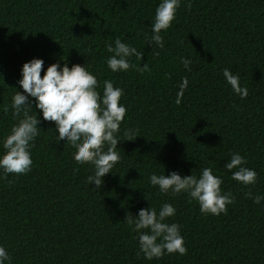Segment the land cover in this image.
I'll return each instance as SVG.
<instances>
[{
    "label": "trees",
    "instance_id": "obj_1",
    "mask_svg": "<svg viewBox=\"0 0 264 264\" xmlns=\"http://www.w3.org/2000/svg\"><path fill=\"white\" fill-rule=\"evenodd\" d=\"M159 3L0 0V142L18 122L12 96L23 93L21 68L34 57L44 61L41 77L53 63L85 65L98 92L105 79L123 90L126 108L115 149L120 159L96 188L87 182L93 166L73 159L76 149L57 140L54 122L33 103L29 114L37 113L40 129L31 171L0 173L5 264H264V200L245 195L264 196V0H181L160 33L163 48L146 41ZM117 38L141 54L129 58L136 67L126 72L107 68L106 47ZM145 64L146 71L137 70ZM225 68L247 88L246 98L226 84ZM184 77L188 87L177 105ZM126 129L135 131L133 140ZM232 153L256 171L255 184L231 179L224 165ZM205 167L221 178V194L234 198L218 216L201 213L186 193L162 194L149 183L153 173L198 177ZM164 203L176 210L166 222L180 225L187 251L147 260L125 219Z\"/></svg>",
    "mask_w": 264,
    "mask_h": 264
},
{
    "label": "clouds",
    "instance_id": "obj_2",
    "mask_svg": "<svg viewBox=\"0 0 264 264\" xmlns=\"http://www.w3.org/2000/svg\"><path fill=\"white\" fill-rule=\"evenodd\" d=\"M180 4L181 0H160L151 25L152 35L146 36L148 43L154 42L159 48L164 47L160 33L170 27ZM106 50L111 54L107 57L106 64L112 72H126L130 67H136L130 64L129 58L133 55L138 58L141 56L135 47L123 43L119 38L115 40L114 46L108 44ZM180 62L185 69L191 71L189 59L181 57ZM43 65V59L34 57L21 68L18 84L23 93L17 91L11 101L12 116L18 122L12 125L9 134L0 142L4 150L0 154V173L7 176L31 171L33 161L30 149L34 146L40 129L37 113L29 114L34 103L43 120L54 122L57 140H64L76 149L73 159L80 165L88 163L93 166L94 173L87 177V182L101 188L103 178L112 172L120 159L115 149L120 141L117 133L126 114L125 106L120 103L123 90L114 87L111 80L105 79L102 93L98 92L97 78L85 65L74 64L69 67L67 63L63 66L53 63L41 77ZM147 69L145 64L137 70ZM222 75L235 94L241 99L247 97L248 90L240 86L237 75L232 74L228 68L223 69ZM187 87L188 79L184 77L176 93L177 105L181 103ZM4 112H8L7 106ZM134 135L135 131L132 129L124 132L127 140H133ZM246 163L242 155L232 153L229 162L224 165L231 171V179L245 186L255 184L257 178L254 169L244 166ZM233 169L236 170L232 171ZM149 183L158 186L162 194L186 193L198 203L200 212L206 215L226 213V205L234 202L230 193L221 194L222 180L208 167L203 168L198 177L194 174L181 177L176 171L167 175L153 173L149 176ZM245 195L256 204L264 200V196L253 197L251 192ZM175 213L172 204L164 203L159 211L149 206L141 208L136 216H126L125 222L136 233L139 252L143 253L145 259L158 260L166 254H186L180 225L166 222ZM6 261H10V256L0 246V264H5Z\"/></svg>",
    "mask_w": 264,
    "mask_h": 264
}]
</instances>
